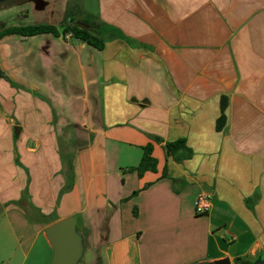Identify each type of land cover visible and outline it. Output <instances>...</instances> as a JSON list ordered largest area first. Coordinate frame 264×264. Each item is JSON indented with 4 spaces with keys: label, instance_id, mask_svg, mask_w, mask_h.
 Masks as SVG:
<instances>
[{
    "label": "crops",
    "instance_id": "1",
    "mask_svg": "<svg viewBox=\"0 0 264 264\" xmlns=\"http://www.w3.org/2000/svg\"><path fill=\"white\" fill-rule=\"evenodd\" d=\"M1 16L58 35L0 38V264H48L44 231L69 217L83 264L264 258V0H21Z\"/></svg>",
    "mask_w": 264,
    "mask_h": 264
},
{
    "label": "trees",
    "instance_id": "2",
    "mask_svg": "<svg viewBox=\"0 0 264 264\" xmlns=\"http://www.w3.org/2000/svg\"><path fill=\"white\" fill-rule=\"evenodd\" d=\"M21 0H0V10L5 9L9 6H12ZM109 29L112 34L118 38H124L123 35H121L119 32H115L114 30L110 28ZM42 33H51L53 35H58V31L56 27L49 26V25H30V26H19V27H12L7 28L2 31H0V38L9 35V34H18L21 36H33L37 34ZM63 34H71L73 37L80 39L87 44L95 47L98 50H101L103 47V41L92 35L88 30L81 29L76 26H65L62 29ZM3 77V73L0 71V78ZM224 109H225V101L223 99L222 105H221V116L219 118L217 128L220 130L223 127V121H224ZM166 149L167 152L170 154L176 153L178 150L184 148V142L183 141H177L174 143H166ZM152 153V147L150 145L146 146L144 148L143 157L139 163V165L136 168H132L131 170H135L138 173V176L141 177L142 174L145 171H155L156 162L154 158L151 156ZM235 264H249V261H247L245 258H237L235 260Z\"/></svg>",
    "mask_w": 264,
    "mask_h": 264
},
{
    "label": "water",
    "instance_id": "3",
    "mask_svg": "<svg viewBox=\"0 0 264 264\" xmlns=\"http://www.w3.org/2000/svg\"><path fill=\"white\" fill-rule=\"evenodd\" d=\"M45 238L51 249L48 264H83L86 259L84 236L74 217L60 220L44 231ZM208 264H230L227 259ZM249 264H264L262 255H254Z\"/></svg>",
    "mask_w": 264,
    "mask_h": 264
},
{
    "label": "built area",
    "instance_id": "4",
    "mask_svg": "<svg viewBox=\"0 0 264 264\" xmlns=\"http://www.w3.org/2000/svg\"><path fill=\"white\" fill-rule=\"evenodd\" d=\"M193 206L196 215L207 214L211 207V195L208 193L198 195L194 200Z\"/></svg>",
    "mask_w": 264,
    "mask_h": 264
},
{
    "label": "rangeland",
    "instance_id": "5",
    "mask_svg": "<svg viewBox=\"0 0 264 264\" xmlns=\"http://www.w3.org/2000/svg\"><path fill=\"white\" fill-rule=\"evenodd\" d=\"M70 12H71V15H70V17H73L74 16V9H71L70 8ZM1 18H5V16H1L0 17V19ZM9 20L8 18H5L4 20ZM0 232H1V227H0ZM1 248V247H0ZM7 258V256H5L4 254H3V252L0 250V262L2 261V260H4V259H6Z\"/></svg>",
    "mask_w": 264,
    "mask_h": 264
}]
</instances>
